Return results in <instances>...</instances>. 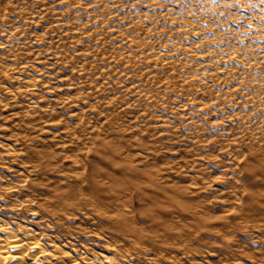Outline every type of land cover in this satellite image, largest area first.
Returning <instances> with one entry per match:
<instances>
[{
    "label": "rangeland",
    "instance_id": "obj_1",
    "mask_svg": "<svg viewBox=\"0 0 264 264\" xmlns=\"http://www.w3.org/2000/svg\"><path fill=\"white\" fill-rule=\"evenodd\" d=\"M92 196L88 254L122 221L181 238L167 264H264V0H0V218Z\"/></svg>",
    "mask_w": 264,
    "mask_h": 264
},
{
    "label": "bare ground",
    "instance_id": "obj_2",
    "mask_svg": "<svg viewBox=\"0 0 264 264\" xmlns=\"http://www.w3.org/2000/svg\"><path fill=\"white\" fill-rule=\"evenodd\" d=\"M130 174H128V175H130ZM97 179H99V177ZM108 180L110 181V179H108ZM136 180L137 179H135V181ZM139 180H137V181H139ZM85 181H86V178H83L81 180V183H83ZM116 181H119V179ZM90 184H89V188H91ZM112 184H114V183H112ZM116 185H118V184H116ZM135 185H137V184H135ZM98 186H100V185L98 184ZM120 186H121V184H120ZM113 188H115V187H113ZM113 188H111V189H113ZM72 189L76 190L75 188H72ZM82 189H83V187H82ZM91 192L92 191H90V193ZM91 194H94V192ZM113 194H115V191ZM175 194H177V193H175ZM120 196L123 197V195H120ZM141 196H142V194H141ZM93 197L94 196H92V199L90 198V201H87L85 203L80 202L79 204H76V203L73 204L74 203L73 202L72 204L67 205L63 202H58V203H55L52 206V209H50V210H45V209L41 208L40 209L41 211L39 212L40 215H44L46 217H49L51 220H53V224L51 222H49V223H51V224H49L46 221H43L44 222V225H43L41 222H38L36 225H32L34 227V229L29 228V227L27 228V226L22 227V226H19L18 223H13V222H10V220L0 218V264H137V262H135V260L133 258L134 257L142 258V256L149 257L150 260H153V262H154L153 264H167L169 261H167L168 258L166 256V254L168 252H171V253L175 252L176 249H179L180 247H182V245H179L180 247L176 246V248H174L171 244H174L177 241L175 240L174 237H172V236L170 237L167 235L158 236V237L162 236L164 238L163 240L160 241V245H156V244L153 245V244L146 243L147 240H143V238L141 240L140 238L137 237V236H139L137 234L138 232L136 233V231L138 229L136 231H132V229L128 230L125 227H123V226H126V224H124L123 226L120 224V222H122V221H120L119 223L114 222L115 224H112L110 226V229L112 231H115L116 233L120 234L119 235L120 237L117 235L119 237V240L113 239L112 242L106 241V240H105V242H102L103 245L100 249L102 252H100V253L88 254L86 251H82L81 248H83V247L79 243H78L79 248H77V245L69 244L70 243L69 240H73L75 238L74 232H71V231L66 229V225L71 223V221H72L70 219H73V217H75L77 215H80L83 217L85 216L86 218L95 219L96 218L95 215L104 216L106 213L109 214V210L105 209L103 206H101V203L98 200H94ZM115 197H116V195H115ZM116 198H114V199H116ZM98 199H100V197H98ZM101 199L103 200L102 197H101ZM110 199H108V200L110 201ZM55 200H56V198H55ZM58 200H59V198H58ZM119 200L121 201V199H119ZM26 201H28V199ZM83 201H84V199H83ZM174 201H175V199H174ZM119 202H118V204H119ZM128 202L129 201L127 200V203ZM28 203H29V201H28ZM26 204H27V202H26ZM112 206H113V204H112ZM120 206H122V205H120ZM105 207H106V205H105ZM180 208H182V207H180ZM70 210H72V212ZM110 212H112V210ZM129 212H131V211H129ZM36 214L37 213H35L34 216L37 217ZM176 214H180V213H176ZM21 215H23V214L21 213ZM118 215H120V214H118ZM18 217H20L19 214H18ZM120 217L123 218L124 216L122 217V214H121ZM40 218H42V217H40ZM121 218L119 220H121ZM114 219L115 218H113L110 221V224L112 221H114ZM124 220H126V219H124ZM103 221H106V220H103ZM95 222H97V221H95ZM106 223H109V222L106 221ZM123 223H125V222H123ZM129 225H130V221L128 224V228H129ZM134 228H133V230H134ZM180 229H181V227H180ZM108 233L110 234L111 232L108 231ZM166 236L168 237L167 239H166ZM172 239L175 242H169ZM182 240H183V238H182ZM116 241L120 243V246H118V243L112 244V243H115ZM169 243H170V245H169ZM178 243H181V244L183 243L181 241V238H180V241L177 242V245H178ZM68 245H70V246H68ZM171 248H173V250ZM144 249H146V250L144 251ZM141 250H143V251L141 252ZM177 252L178 251H176V253ZM181 253L187 254L186 251H182Z\"/></svg>",
    "mask_w": 264,
    "mask_h": 264
}]
</instances>
